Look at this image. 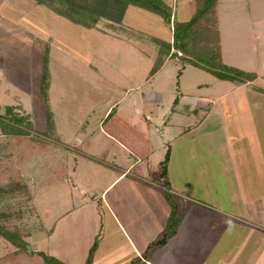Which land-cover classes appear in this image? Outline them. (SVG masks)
Returning a JSON list of instances; mask_svg holds the SVG:
<instances>
[{
  "label": "rangeland",
  "instance_id": "rangeland-1",
  "mask_svg": "<svg viewBox=\"0 0 264 264\" xmlns=\"http://www.w3.org/2000/svg\"><path fill=\"white\" fill-rule=\"evenodd\" d=\"M189 1L161 0L170 24L186 19ZM218 22L222 63L255 72L250 83L264 88V0H220ZM100 27L82 28L31 0H0V114L13 106L34 139L54 144L52 168L43 165L44 154L17 165L32 189L22 204L30 247L79 264L99 235L101 254L92 264H122L109 255L128 248L117 246L107 209L118 202L117 212L127 208L151 232L157 223L151 207L158 204L141 198L135 207L126 203L138 185H157V162L168 146L167 176L177 201L185 203L182 194L228 211L223 241L237 238L233 256L241 254V264H264V95L174 59L149 75L157 39L170 41L172 30L141 7L128 5L119 24ZM176 89L181 94L172 105ZM104 121L133 125L135 132L117 126L133 138L125 140L131 147L103 133ZM131 150L150 163L143 179L118 177L120 170L112 168L134 161L133 172L146 171L127 157ZM62 163L63 175L56 176ZM43 172L51 177L44 188ZM146 190L149 198L157 193ZM145 201L150 204L140 213ZM118 217L125 223L126 216Z\"/></svg>",
  "mask_w": 264,
  "mask_h": 264
},
{
  "label": "trees",
  "instance_id": "trees-1",
  "mask_svg": "<svg viewBox=\"0 0 264 264\" xmlns=\"http://www.w3.org/2000/svg\"><path fill=\"white\" fill-rule=\"evenodd\" d=\"M35 4L43 5L56 15L68 22L85 29L101 30V24H119L123 12L128 5L138 6L149 12L155 13L171 27L170 41L157 39L155 56L149 68L148 74L155 73L167 59H174L181 63L182 67L189 65L199 68L218 80L245 84V87L264 95V88L250 83L256 77L255 72H247L226 66L222 63L220 34L218 30V7L220 0H190L187 17L184 20H176L170 24L169 9L162 5L161 0H31ZM156 40V39H155ZM143 53V52H141ZM165 57V58H164ZM180 73V70L177 71ZM175 96L171 104L177 103L181 93L175 90ZM13 106H5L0 114V262L9 260L10 264H69L53 256L32 249L27 242L29 235L27 221L23 217L22 204L24 198H32V189L26 180H22L20 169L34 155L43 157V165L47 168L51 158V149L54 144L45 140L34 139L24 126L20 125L23 118L16 116ZM114 113V108L107 114ZM16 116V117H15ZM106 121V120H105ZM101 122L103 133L111 136L126 147H131L133 138L127 137L117 126L126 125V128L135 132L133 125L127 122H114L110 124ZM117 128H115V127ZM138 135V134H135ZM112 139V140H113ZM129 143H127L126 141ZM130 140V141H129ZM47 143V144H46ZM130 150V148H129ZM139 152L127 151L136 161L142 159L133 155ZM104 155V154H102ZM136 157V158H135ZM169 160V148L166 147L162 158L158 161L157 177L163 189L164 198L169 205V214L166 225L160 237L147 246V252L166 242L172 236L186 214L189 201L180 196L185 203L177 201L170 189L167 176V163ZM63 163L59 170H55L56 176L63 175ZM59 166V165H58ZM52 168V166L50 165ZM48 170V169H47ZM42 170V171H47ZM43 172V181L40 185L44 188L51 180L47 173ZM38 185L34 186V191ZM27 196L24 197V195ZM36 194H34L35 197ZM98 238L95 237L87 250V255L82 264H91L97 247ZM146 250L141 257H135L128 264H137L146 258Z\"/></svg>",
  "mask_w": 264,
  "mask_h": 264
},
{
  "label": "crops",
  "instance_id": "crops-1",
  "mask_svg": "<svg viewBox=\"0 0 264 264\" xmlns=\"http://www.w3.org/2000/svg\"><path fill=\"white\" fill-rule=\"evenodd\" d=\"M228 91H233L228 90ZM143 141L147 144V139L143 136ZM149 154L151 151L146 149ZM146 153V155H147ZM103 153H100L99 156H103ZM142 154V153H141ZM163 155V154H162ZM127 157H131L127 154ZM136 158V157H135ZM146 156H142V159L135 160V164L141 163L145 167V170L137 169L136 172L132 171V162L126 164L124 167L114 164L108 165V162L102 161V165L104 166H113L112 168L118 169L120 177L121 175L127 176L130 175L135 179H143V176L147 175L148 167L150 163L148 160H145ZM160 160V159H159ZM158 160V161H159ZM158 163V162H157ZM158 166V165H157ZM158 178V177H157ZM169 181V179H168ZM170 183V181H169ZM171 184V183H170ZM149 187H155L156 195L153 198L146 197L144 190L149 189ZM170 189L171 188L170 185ZM122 190V189H121ZM147 191V190H146ZM180 191V190H179ZM161 192V194H160ZM121 194V193H119ZM117 194L115 199L118 197ZM163 195V197L161 196ZM183 197L184 195L181 194ZM186 196V195H185ZM184 196V198H186ZM258 197V196H257ZM255 197V198H257ZM141 198L142 200H154L156 202V206L151 207V218L154 215L156 217V225H153L150 229L151 232L147 233V230L140 221L135 219V214L131 215L127 208L120 209L117 212V204L116 202L114 206L107 205L108 215L110 217L111 222L114 224L115 234L114 239L117 238L118 245H121L124 242L128 249L122 250L120 247L111 249L109 251V255L114 254V257L117 255L116 260L119 263L128 264L130 260L135 257H141L143 252L146 250L147 256L141 262L137 264H241L240 255L237 257L233 256L234 251H237L240 246H237V238L233 239V242H229L226 240L223 241V237L226 235L223 230L226 228L228 222H230L228 211H223V209L217 207H206L203 203L199 201H194L190 199H186L191 204L188 206L186 214L184 215L182 221L178 224L174 234L170 236L166 242L158 247H155L151 251L147 252V246L152 241L158 239L160 237L161 232L163 231L167 217L169 214V205L164 198L163 189L159 184V180L157 185H152L144 182V184H140L137 186L136 192L133 194V198L131 201L127 202L128 205H133L135 207L137 205V200ZM259 200V197L256 201ZM255 202V201H254ZM150 202L145 201L140 206V213H142V207L145 205H149ZM128 216L125 220V223L122 222L123 218L118 217ZM227 216V218H226ZM108 217V219H109ZM153 217V218H154ZM151 218L149 216H145L142 220L143 223H148ZM149 229V230H150ZM148 231V230H147ZM237 233L234 232L232 235L235 236ZM98 238V242L103 238L102 236H95ZM219 240V241H218ZM93 241V240H92ZM215 241V242H214ZM217 242V243H216ZM102 243V242H101ZM100 243V244H101ZM216 243V244H215ZM242 250H239L238 253H241ZM244 253V252H243ZM101 254L98 249V244L95 249L94 255ZM93 255V257H94ZM102 255H104L102 253ZM109 255L107 259L109 261ZM117 258H121L118 260ZM85 260V259H84ZM83 260V262H84ZM68 262V261H66ZM81 260L78 262L79 264L83 263ZM93 262V258H92ZM91 262V264H92ZM101 262H103L101 260ZM69 263V262H68ZM110 263V262H109Z\"/></svg>",
  "mask_w": 264,
  "mask_h": 264
}]
</instances>
